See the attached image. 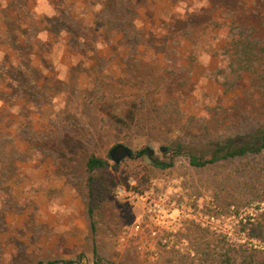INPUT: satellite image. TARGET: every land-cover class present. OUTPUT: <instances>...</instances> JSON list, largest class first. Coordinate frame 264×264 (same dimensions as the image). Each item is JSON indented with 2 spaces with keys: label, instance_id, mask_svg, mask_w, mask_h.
<instances>
[{
  "label": "rangeland",
  "instance_id": "rangeland-1",
  "mask_svg": "<svg viewBox=\"0 0 264 264\" xmlns=\"http://www.w3.org/2000/svg\"><path fill=\"white\" fill-rule=\"evenodd\" d=\"M241 33L264 44V0H0V264L264 250L243 231L264 207V150L189 158L264 131V87L226 54ZM119 144L150 155L116 166ZM92 156L109 163L94 234Z\"/></svg>",
  "mask_w": 264,
  "mask_h": 264
},
{
  "label": "trees",
  "instance_id": "trees-1",
  "mask_svg": "<svg viewBox=\"0 0 264 264\" xmlns=\"http://www.w3.org/2000/svg\"><path fill=\"white\" fill-rule=\"evenodd\" d=\"M261 40L250 35L240 34L239 37L234 38L227 43L226 54L230 61V67L234 74L239 77L240 73L251 72L256 74L255 81L259 86L264 87V44ZM123 122L122 119H118ZM259 141L253 143L251 140H241L239 145L233 147L231 144L223 145L216 149L212 156L208 159L199 158L195 155H189L190 164L194 167L204 168L206 166L216 164L223 160H228L236 157H244L248 154H258L264 150V131L259 133ZM179 152L182 146H178ZM149 153L148 149L138 152V156ZM88 179L87 187L89 194V219L90 232H96L95 210L100 209L102 203L106 199L107 183L105 177L102 175L103 171L109 167L108 161L90 157L86 163ZM155 166L166 170L173 167V162L158 161ZM260 203L264 202L263 198L258 199ZM233 204L228 205L230 207ZM238 207V205H236ZM260 212L255 217L249 218V228H244L243 231L248 232L250 239H254L264 244V207L259 208ZM208 245L207 264H264V250H259L253 247H242L238 249L223 248L219 254L212 253ZM94 256L97 259V249L94 250ZM96 263H99L96 260ZM36 264H74L72 261L54 260L49 262H38Z\"/></svg>",
  "mask_w": 264,
  "mask_h": 264
},
{
  "label": "water",
  "instance_id": "water-1",
  "mask_svg": "<svg viewBox=\"0 0 264 264\" xmlns=\"http://www.w3.org/2000/svg\"><path fill=\"white\" fill-rule=\"evenodd\" d=\"M109 156L116 166H119L126 159L136 158L135 152L130 147L123 144L114 146L110 150Z\"/></svg>",
  "mask_w": 264,
  "mask_h": 264
},
{
  "label": "flooded vegetation",
  "instance_id": "flooded-vegetation-1",
  "mask_svg": "<svg viewBox=\"0 0 264 264\" xmlns=\"http://www.w3.org/2000/svg\"><path fill=\"white\" fill-rule=\"evenodd\" d=\"M148 155H150L149 153H147ZM135 156H138L136 153H135Z\"/></svg>",
  "mask_w": 264,
  "mask_h": 264
}]
</instances>
